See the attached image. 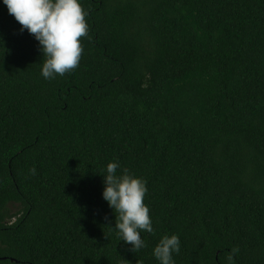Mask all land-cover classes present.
<instances>
[{"label":"trees","instance_id":"trees-1","mask_svg":"<svg viewBox=\"0 0 264 264\" xmlns=\"http://www.w3.org/2000/svg\"><path fill=\"white\" fill-rule=\"evenodd\" d=\"M80 2L79 65L52 80L0 2V264H158L165 234L175 264H264V0ZM112 161L147 181L137 252Z\"/></svg>","mask_w":264,"mask_h":264},{"label":"clouds","instance_id":"clouds-1","mask_svg":"<svg viewBox=\"0 0 264 264\" xmlns=\"http://www.w3.org/2000/svg\"><path fill=\"white\" fill-rule=\"evenodd\" d=\"M9 15L38 42L43 63L40 75L45 80L64 76L79 65L83 47L81 38L88 35L87 12L80 0H0ZM2 43V42H0ZM118 169L120 170L118 174ZM33 175L35 168L31 169ZM102 199L117 214L110 227L130 251L137 252L147 245L141 232L154 233L150 210L144 203L147 181L121 168L118 161L107 163L102 175ZM181 250L178 235L161 236L152 250L158 264H175L174 254ZM238 248H232L226 259L235 264Z\"/></svg>","mask_w":264,"mask_h":264}]
</instances>
